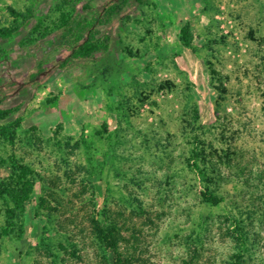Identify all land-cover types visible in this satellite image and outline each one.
<instances>
[{
    "label": "rangeland",
    "instance_id": "374dc122",
    "mask_svg": "<svg viewBox=\"0 0 264 264\" xmlns=\"http://www.w3.org/2000/svg\"><path fill=\"white\" fill-rule=\"evenodd\" d=\"M96 15L106 49L61 66L66 41ZM3 27L17 28L0 38V108L19 111L0 125L21 120L11 142L0 136V178L10 155L36 171L25 219L41 229L0 238V264H100L89 219L103 205L124 221L120 251L133 264L229 258L232 215L264 217V0H0ZM82 132L105 160L96 175L83 149H58ZM205 187L223 201L204 202Z\"/></svg>",
    "mask_w": 264,
    "mask_h": 264
},
{
    "label": "trees",
    "instance_id": "16d2710c",
    "mask_svg": "<svg viewBox=\"0 0 264 264\" xmlns=\"http://www.w3.org/2000/svg\"><path fill=\"white\" fill-rule=\"evenodd\" d=\"M141 2L142 0H136ZM16 16H21L22 20L26 21L28 17L21 13L14 12ZM109 14V13H108ZM62 27L64 32L69 31L70 21L67 20L66 14L61 16ZM100 22V16L96 15L89 19H85L84 23L79 24L78 27H84L85 35L81 33L72 32L74 36L66 41L67 55L60 61L61 66L71 59L89 58L94 56L97 52L104 51L106 44L99 42L95 37V24ZM17 27H3L0 29V38H8ZM71 30V29H70ZM72 31V30H71ZM67 34V33H66ZM180 38L183 45L189 47L191 44L190 30L188 25H184L180 29ZM39 67L35 72L29 75L30 80H33L41 72ZM5 96L0 97V106L2 105ZM19 109L0 108V119H8L9 115H15ZM20 116L17 115L14 119L6 120L0 125V136L12 141L14 134L20 123ZM59 130V127H58ZM58 149L71 150L83 149L86 152L89 169L86 170L90 174L96 175L97 169L101 173L104 166V159H94L92 151L94 150V140L82 132L79 140L73 143L72 138L60 142L57 139ZM199 151H193V168L201 179L208 182L211 177L205 169L199 167L198 156ZM3 162H6L9 170L8 174L0 178V238L3 240H17L22 242L29 241L30 238L35 237L41 227L39 223L30 220L26 222L25 215L27 214V205L37 202L35 199V189L37 184L38 174L36 171L26 163L16 159L13 155L8 156ZM202 199L208 205L216 206L223 201V198L218 194L205 187L202 192ZM45 202L43 197L38 198V205ZM258 220V219H257ZM264 217L258 220L256 225L254 221L250 220L248 223H243L237 220L232 215V228L226 229L223 236H227L234 244V251L229 258L222 261L221 264H247L252 261L251 251H259V264H264V235L261 231L264 230ZM124 221H119L112 218L111 212L107 205H103L102 209L89 219V227L96 244L101 248L100 264H133L132 257L126 256L120 251L121 241V227ZM263 227V228H262ZM262 229V230H261ZM45 235L42 233V236ZM43 243L45 242L42 237ZM262 242V243H261Z\"/></svg>",
    "mask_w": 264,
    "mask_h": 264
}]
</instances>
